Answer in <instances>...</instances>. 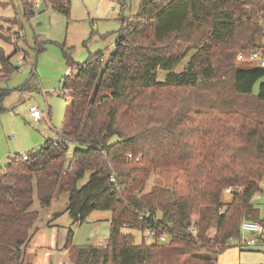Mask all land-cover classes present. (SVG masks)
Wrapping results in <instances>:
<instances>
[{"label":"trees","instance_id":"trees-1","mask_svg":"<svg viewBox=\"0 0 264 264\" xmlns=\"http://www.w3.org/2000/svg\"><path fill=\"white\" fill-rule=\"evenodd\" d=\"M19 1L23 18L34 14V2ZM44 1L69 13L70 0ZM263 19L264 0H141L106 60L97 51L70 62L61 80L69 127L0 172V264H28L34 190L41 207L67 192L74 222L110 211L104 244L74 245L69 231L64 247L72 264H212L239 240L242 219L263 223L252 197L264 178V68L236 60L259 45ZM188 46L196 50L186 68L173 71ZM11 55L0 47V78L17 68ZM157 68L168 70L163 81ZM201 87L207 101L198 99ZM70 143L77 147L68 156ZM171 168L185 173V193L158 183L145 190L153 173ZM228 186L232 197L224 203Z\"/></svg>","mask_w":264,"mask_h":264},{"label":"rangeland","instance_id":"rangeland-1","mask_svg":"<svg viewBox=\"0 0 264 264\" xmlns=\"http://www.w3.org/2000/svg\"><path fill=\"white\" fill-rule=\"evenodd\" d=\"M140 1L70 0L69 13L65 15L52 9L44 0H31L37 3L33 8L34 14L23 18L19 0H0V47L6 55L12 54L10 62L17 67L9 76L0 78V172L16 154L39 151L44 140L69 127L70 102L67 93L59 92L62 77L70 69L69 63H82L97 51H101L106 60L119 35L122 21L137 12ZM20 33L23 36H19ZM201 34L196 33L192 40L196 47L201 43ZM181 43L187 44L184 39ZM187 49L172 67L173 71L186 68L196 48L188 46ZM167 71L157 68V80L163 81ZM259 83L254 84L252 94L257 93ZM198 91V99L202 96L207 101L203 88ZM31 103L41 109L42 118L38 121L29 117ZM76 147L75 143L69 144L68 156ZM89 174L86 171L77 180V187L88 180ZM153 183L166 185L180 194L186 192L185 173L180 169L156 171L149 177L145 190ZM231 197L232 194L225 189L221 200L228 203ZM67 199V192L58 191L48 206L41 207L38 193L34 190L30 208L37 211V218L33 236L24 253L25 263L72 264L64 247L69 231L74 245L106 242L110 211L94 210L82 223L74 222L66 210ZM252 202L264 223V178ZM208 231L214 232L213 229ZM133 233L135 240L139 241L141 232ZM230 243L218 256L219 261L223 259L222 264H240L238 255L242 253L246 257L243 263L255 264L257 250H264V246L240 250L238 245L232 244L235 240Z\"/></svg>","mask_w":264,"mask_h":264},{"label":"built area","instance_id":"built-area-1","mask_svg":"<svg viewBox=\"0 0 264 264\" xmlns=\"http://www.w3.org/2000/svg\"><path fill=\"white\" fill-rule=\"evenodd\" d=\"M262 26H263V33L259 41V45H257L253 49V51L249 53L248 56H245L243 53H240V52L236 54V60H238V63L240 65L256 66V67L264 68V19L262 21ZM19 36H23V34L20 33ZM20 57L23 58L22 55H20ZM59 92L65 94L67 90L64 86H61V88L59 89ZM28 112H29V115L34 120H37L41 117V109L37 104H34V103L30 104L28 107ZM28 153L29 152L22 153L21 157L23 159H26ZM131 156L132 155L130 153L127 154V158H130ZM110 181H115V178L113 175L110 176ZM226 189L228 191H231L233 188L228 186ZM235 190H239V188H235ZM257 197H259V194H257ZM221 211H222V208H220L218 212H221ZM188 230L190 231L191 234H196L195 227L193 226L189 227ZM239 230L242 236L237 241L238 246L253 247L255 245L264 243V240H263L264 223L257 221V220H252V219H242L239 224ZM243 233H248V234L243 235ZM144 237L152 238L153 234L151 232L150 233L146 232L144 233ZM165 239H166L165 234H161L158 238V241H164ZM98 244H104V242H100ZM212 264H216V260H213Z\"/></svg>","mask_w":264,"mask_h":264},{"label":"crops","instance_id":"crops-1","mask_svg":"<svg viewBox=\"0 0 264 264\" xmlns=\"http://www.w3.org/2000/svg\"><path fill=\"white\" fill-rule=\"evenodd\" d=\"M35 5H37L36 2H35ZM35 5H34V6H35ZM20 55H21V54H20ZM20 55H19V56H20ZM31 104H33V103H31ZM28 114H29V112H28ZM29 117L31 118L32 121H38V120H40V119L42 118V115H41V117H40L39 119H37V120L32 119V117H31L30 115H29ZM263 240H264V233H263ZM230 244H231V243H230ZM230 244H229V245H230ZM232 244L237 245V241H235V243H232ZM261 246H264V243H261V244L255 245V246H253V247H240V246H239V248H240V250H241L242 248H249L248 250H253V248H260ZM257 252H258V253H257V255H256L255 259H254V260L256 261L255 264H264V261L262 262V260H263V258H264V250H262V251L257 250ZM243 254H244V253L238 255V260H239L240 264H246V263H243V262H242V261H244V259L246 258ZM218 256H219V254H218ZM218 256H217V259H216V264H222L223 259L221 258L220 261H219Z\"/></svg>","mask_w":264,"mask_h":264}]
</instances>
